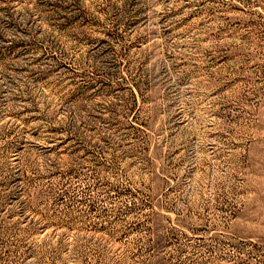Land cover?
<instances>
[{
	"label": "rangeland",
	"instance_id": "obj_1",
	"mask_svg": "<svg viewBox=\"0 0 264 264\" xmlns=\"http://www.w3.org/2000/svg\"><path fill=\"white\" fill-rule=\"evenodd\" d=\"M0 264H264V0H0Z\"/></svg>",
	"mask_w": 264,
	"mask_h": 264
}]
</instances>
